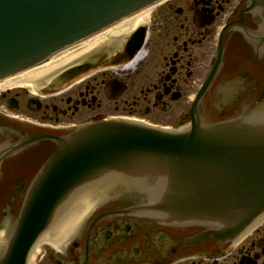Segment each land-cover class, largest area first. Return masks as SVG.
I'll use <instances>...</instances> for the list:
<instances>
[{"label": "flooded vegetation", "instance_id": "1", "mask_svg": "<svg viewBox=\"0 0 264 264\" xmlns=\"http://www.w3.org/2000/svg\"><path fill=\"white\" fill-rule=\"evenodd\" d=\"M145 27L142 44L128 54L125 39L42 80L34 92H0V232L16 220L55 138L101 121L184 128L216 62L195 106L200 125L264 109L261 0H164ZM139 194L114 185L93 197L73 229L53 244L41 243L30 264H264V215L238 237L220 241L209 233L214 227L169 224L143 211L150 204ZM49 234L58 237L55 230Z\"/></svg>", "mask_w": 264, "mask_h": 264}, {"label": "water", "instance_id": "2", "mask_svg": "<svg viewBox=\"0 0 264 264\" xmlns=\"http://www.w3.org/2000/svg\"><path fill=\"white\" fill-rule=\"evenodd\" d=\"M157 2L0 0V87L25 83L36 91L63 68L121 44L147 22L149 9L126 18ZM142 31L132 35L127 51L141 43ZM193 111L185 131L109 121L55 138V150L28 190L0 264H27L36 241L38 246L64 238L90 210L92 198L105 196L97 191L100 185L135 188L150 204L143 211L158 213L167 223L215 226L211 235L222 241L237 236L264 211V111L207 126L195 122ZM53 222L51 232L59 238L40 237Z\"/></svg>", "mask_w": 264, "mask_h": 264}, {"label": "bare ground", "instance_id": "3", "mask_svg": "<svg viewBox=\"0 0 264 264\" xmlns=\"http://www.w3.org/2000/svg\"><path fill=\"white\" fill-rule=\"evenodd\" d=\"M148 19H149V14H148ZM148 21V20H147ZM15 87H24V88H27L28 90L34 92V90L28 85V84H25V83H14V84H9V85H6V86H2L0 87V90H3L5 88H15ZM47 244V243H46Z\"/></svg>", "mask_w": 264, "mask_h": 264}, {"label": "rangeland", "instance_id": "4", "mask_svg": "<svg viewBox=\"0 0 264 264\" xmlns=\"http://www.w3.org/2000/svg\"><path fill=\"white\" fill-rule=\"evenodd\" d=\"M15 90H16V89H14V90L12 89L11 91H15ZM23 90L26 91L25 88H23ZM1 104H2V102L0 101V105H1Z\"/></svg>", "mask_w": 264, "mask_h": 264}]
</instances>
